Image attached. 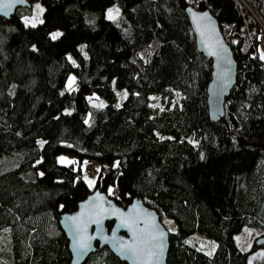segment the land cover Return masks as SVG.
Segmentation results:
<instances>
[{"label": "trees", "instance_id": "trees-1", "mask_svg": "<svg viewBox=\"0 0 264 264\" xmlns=\"http://www.w3.org/2000/svg\"><path fill=\"white\" fill-rule=\"evenodd\" d=\"M40 2L36 27L22 21L28 7L0 17V264H68L58 220L94 189L123 207L140 198L172 219L166 264H248L264 233V59L255 19L264 21V0ZM113 3L119 15L109 20L103 12ZM186 4L212 13L236 62L217 121L205 101L210 61L195 48ZM153 39L161 43L143 65L137 52ZM167 88L182 94L179 103L154 107L150 96ZM120 89L127 96L117 104ZM90 94L105 107L91 105ZM60 154L74 160L61 164ZM88 160L99 169L92 188L81 177ZM244 227L257 234L242 250L234 237ZM194 234L214 241L210 255L188 241ZM83 264L126 263L96 247Z\"/></svg>", "mask_w": 264, "mask_h": 264}, {"label": "water", "instance_id": "water-1", "mask_svg": "<svg viewBox=\"0 0 264 264\" xmlns=\"http://www.w3.org/2000/svg\"><path fill=\"white\" fill-rule=\"evenodd\" d=\"M29 6L30 2L23 0V3H17L7 16L0 13V17L8 19L16 8ZM182 10L194 36L196 50L210 61L211 71L210 79L206 84L205 101L209 119L217 121L224 115L225 99L235 84L236 62L229 44L219 30L216 18L207 8L197 9L186 4ZM205 13H207V18H202ZM198 23L199 28L197 27ZM201 32L204 33L203 36H201ZM212 51H215L217 55H211ZM228 61L231 63L229 64ZM97 194L103 199L96 200ZM100 209L103 211L100 212ZM98 212L99 215H97ZM81 215L86 224V236L95 238L89 241V248L85 254L78 256L74 248V233L69 230L67 218ZM96 219H100L101 223H95ZM123 219L135 221L137 236H146L149 232L163 233V251L157 250V254L151 258V264H166L169 233L161 223L159 214L153 208L146 206L140 198H133L124 207L120 206L99 189L88 193L77 202L74 210L62 213L58 220V225L67 240L68 264H83L89 254L96 250V247H106L115 257L126 264H145L144 257L138 259L130 252H124L119 248L117 242L134 243L133 230L122 224ZM107 222H110L109 228L106 226ZM153 225L156 227L154 228ZM141 230L144 232L142 233ZM113 233H115V239H113ZM255 244L264 246V233L256 237Z\"/></svg>", "mask_w": 264, "mask_h": 264}, {"label": "snow or ice", "instance_id": "snow-or-ice-1", "mask_svg": "<svg viewBox=\"0 0 264 264\" xmlns=\"http://www.w3.org/2000/svg\"><path fill=\"white\" fill-rule=\"evenodd\" d=\"M17 3H23V0H0V13L7 16L11 12L12 8ZM35 7L37 9H40L41 12H43V9L40 8L39 4H37ZM113 11L114 10L111 8L108 9L107 18L109 20H115L116 17L119 15L118 9L115 10L116 15H113ZM202 18H207V13H205L204 17H202ZM35 20H36L35 16H33L31 18V20L28 17H25L24 18L25 26L31 25L32 27H36V23L34 22ZM39 22L43 23V21H39ZM197 27L199 28V23L197 24ZM61 35H62V33H60V32L52 33L51 39L56 40ZM203 35H204V33L201 32V36H203ZM81 51H83V46L81 47ZM210 54L211 55H217V53L215 51H212ZM68 59L71 60L72 59L71 56H69ZM261 59H264V54L261 55ZM72 62H73V64H75V61H72ZM228 63L230 64L231 61H228ZM74 81H75V77H69L68 84H67L68 90H74V89H72V84L74 83ZM113 83H115V82H113ZM63 94L64 93H61V95H63ZM117 95H120V94L117 93ZM124 96L125 97L127 96L126 92L124 93ZM91 99L92 98L90 97L89 100L91 101ZM153 99H155V98H153ZM93 106L99 107V108L105 107L103 102H101L99 104H94ZM118 106L119 105H117V107ZM85 123L87 124L88 120H85ZM41 144H43V142H41ZM60 160H61V162H64L65 158L60 157ZM37 163H40V161H38ZM115 166H119V162H117V164ZM97 171H99V169ZM40 175L42 176L43 173H40ZM86 180H87V178H86ZM87 183L91 187L95 184V180H87ZM111 192H112V189L110 188L109 193L111 194ZM95 199L96 200H102L103 198L100 197L99 194H97ZM102 211H103V209H100V212H102ZM82 215L81 216H72V217L67 218L68 222H69V230L74 233V248H75L78 256L85 254V252L89 248V241L91 239L95 238V237L86 236V224L84 223V221L82 219ZM97 215H99V212L97 213ZM94 222L97 224H100L101 220L96 219ZM122 224L128 226L130 229L133 230L134 243L127 244V243L117 242L119 245V248L124 252H130L133 256L137 257L138 259L141 257H144L145 258V264H151V258L157 254V250H159L160 252L163 251V233L160 232L159 234H157L155 232H149V233H147L146 236H143V235L137 236V233L135 230V221H129L128 219H123ZM153 227L155 228L156 226L153 225ZM141 232L143 233L144 230H141ZM113 239H115V233H113ZM153 242H155V243H153ZM141 245H143V247H141Z\"/></svg>", "mask_w": 264, "mask_h": 264}, {"label": "rangeland", "instance_id": "rangeland-1", "mask_svg": "<svg viewBox=\"0 0 264 264\" xmlns=\"http://www.w3.org/2000/svg\"><path fill=\"white\" fill-rule=\"evenodd\" d=\"M37 4H39L40 8L43 9V5L40 2V0H33L30 3V6L25 9L26 14L22 17L23 22H24L25 17H28L31 20V18L33 16L36 17V20L34 21L35 23H38L40 21L42 12L40 11V9H37L35 7ZM110 8L114 10L113 15H116L115 10L118 9L116 4H114V3L107 6L103 12V16L106 19H108L107 18L108 9H110ZM55 32H59V30H54L51 32V34L55 33ZM257 50H258L259 55L264 54V38L263 37H261V39H260ZM70 77H72V76H70ZM68 80H69V78H68ZM68 80H67L66 84H68ZM118 93L120 95H117V101H116L117 104H119L121 102L122 98H124L125 91L120 89V90H118ZM86 97H87L88 102L91 105L99 104L101 102H103L105 104V100L96 94H90V95H87ZM90 97L91 98L97 97L100 100L99 99H91V101H90L89 100ZM181 97H182V94L179 91L167 88L162 93L152 94L150 96V103L154 107H157V108H169V107L173 106L174 104L179 103V100ZM153 98H155V99H153ZM60 157H64L65 161L61 162ZM56 160H57V162H59L61 164H68V163L72 162L74 160V158H73V156H70L68 154H60L57 156ZM96 176H97V169L93 173V171L89 172V170L87 171L84 167L82 168L81 177L88 186H89V184L87 183V180H96ZM86 178H87V180H86ZM92 187L93 186H91L90 188H92ZM160 221L162 224H164V226H167V228H166L167 230H169V231L174 230L175 225H174V223L170 217L161 216ZM256 234H257V232L249 230V228H247V227H244L241 231L237 232L235 234L234 238H235V242H236L238 248L242 249V250L248 248L250 246V244L252 243V240L256 236ZM257 236H259V235H257ZM188 241L191 243H194L198 250H200V251H202L208 255H210L212 253V251L215 247L214 241H210L208 239H205L201 235H197V234L192 235ZM263 263H264V247L261 246L249 254L248 264H263Z\"/></svg>", "mask_w": 264, "mask_h": 264}, {"label": "built area", "instance_id": "built-area-1", "mask_svg": "<svg viewBox=\"0 0 264 264\" xmlns=\"http://www.w3.org/2000/svg\"><path fill=\"white\" fill-rule=\"evenodd\" d=\"M255 19L257 23L259 24L261 28V36L264 38V21H262L260 18L255 16ZM161 42L157 39L151 40L146 46L142 47L138 52H137V57L141 61L143 65H146L149 62V58L151 54L154 52V50L159 46ZM85 169L89 172L95 170V162L93 160H88L84 164Z\"/></svg>", "mask_w": 264, "mask_h": 264}]
</instances>
